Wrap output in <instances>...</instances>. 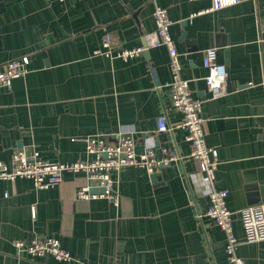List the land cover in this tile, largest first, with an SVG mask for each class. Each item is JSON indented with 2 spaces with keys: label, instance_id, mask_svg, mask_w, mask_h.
Returning a JSON list of instances; mask_svg holds the SVG:
<instances>
[{
  "label": "crops",
  "instance_id": "0c3cea01",
  "mask_svg": "<svg viewBox=\"0 0 264 264\" xmlns=\"http://www.w3.org/2000/svg\"><path fill=\"white\" fill-rule=\"evenodd\" d=\"M158 1L173 20L182 76L203 101L206 141L220 158L215 185L229 190L238 254L244 264H264V240L245 242L239 214L264 202V0L212 11V0ZM155 29L151 0H0V67L31 58L28 74L0 88L1 160L30 146L49 162L82 160V139H114L120 131L134 133L138 151L152 144L181 156L151 174L133 166L114 173L119 206L106 197L79 198L88 184L82 172H66L59 184L41 189L27 177L0 179V264H229L224 231L203 228L196 216L209 198L197 191L207 185L189 157L185 131L156 132L161 114L171 125L182 118L170 100L168 48L129 60L94 53L106 32L132 48L145 45ZM209 47H217L232 84L227 89L226 78L218 97L205 81ZM34 236L58 237L73 259L18 254L14 240Z\"/></svg>",
  "mask_w": 264,
  "mask_h": 264
},
{
  "label": "built area",
  "instance_id": "2783aa9c",
  "mask_svg": "<svg viewBox=\"0 0 264 264\" xmlns=\"http://www.w3.org/2000/svg\"><path fill=\"white\" fill-rule=\"evenodd\" d=\"M154 4L156 29L145 34L146 44L132 48H124L118 34L106 32L102 40V49H96L95 54L118 57L129 60L140 56L145 50L159 45H165L169 51L172 80L169 82L170 100L172 106L182 114L181 120L171 125L166 114L157 118V133L172 132L174 128H182L185 138L191 146L189 157L199 166L197 175L205 181L207 187L198 185L197 191L206 194L209 204L204 211L197 212V218L203 228L215 225L225 233V249L229 264H244L238 254L241 243L234 230V212L227 206V188L219 189L215 185L216 170L220 162L218 150L207 144L204 130L205 118L202 113L203 101L194 96L190 80L182 76L181 53L172 36L173 20L166 7L158 0ZM243 0H212V6L207 11L217 10L240 3ZM257 1V0H253ZM31 58L28 55L14 58L0 67V88L10 89L13 80L30 72ZM204 66L208 69L205 77L207 87L213 97L225 93L227 70L224 63L218 61L217 47L204 50ZM150 64V63H149ZM86 143L87 157L72 162H49L41 158L35 146L18 148L13 151L10 162L0 159V179L14 180L17 177L30 178L36 188H49L59 184L66 172L85 173L88 184L77 191V196L83 199L106 197L114 205L119 206L121 192L117 186L114 173H119L125 167H141L148 173H153L162 166L178 162L181 158L176 148L163 146L159 149L152 144L146 145L142 151L137 150V140L132 131H120L114 139L104 135H95L82 139ZM194 176V175H193ZM93 188L103 189V192H92ZM35 216V205L32 206ZM245 235V242L264 240V202L245 206L239 210ZM207 220V222H205ZM18 254H28L31 257L53 255L60 261H70L73 256L64 248L56 236H34L30 241L14 240Z\"/></svg>",
  "mask_w": 264,
  "mask_h": 264
},
{
  "label": "water",
  "instance_id": "95a60500",
  "mask_svg": "<svg viewBox=\"0 0 264 264\" xmlns=\"http://www.w3.org/2000/svg\"><path fill=\"white\" fill-rule=\"evenodd\" d=\"M146 51H148V50H145L143 53H145ZM227 69V73H228V69L229 68H226ZM227 89H231L232 88V84H231V82H230V79H229V77H228V75H227ZM153 177H155V175H153ZM100 191V192H103L104 190L103 189H98V188H93V190L92 191Z\"/></svg>",
  "mask_w": 264,
  "mask_h": 264
}]
</instances>
